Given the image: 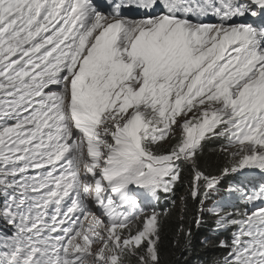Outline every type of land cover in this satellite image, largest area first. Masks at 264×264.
I'll return each instance as SVG.
<instances>
[{
	"label": "snow or ice",
	"instance_id": "1",
	"mask_svg": "<svg viewBox=\"0 0 264 264\" xmlns=\"http://www.w3.org/2000/svg\"><path fill=\"white\" fill-rule=\"evenodd\" d=\"M184 166L209 264H264V0H0V264H161Z\"/></svg>",
	"mask_w": 264,
	"mask_h": 264
},
{
	"label": "trees",
	"instance_id": "2",
	"mask_svg": "<svg viewBox=\"0 0 264 264\" xmlns=\"http://www.w3.org/2000/svg\"><path fill=\"white\" fill-rule=\"evenodd\" d=\"M223 143L219 140H210L204 144L203 153L198 161L199 166L207 172L213 174L226 162L224 157L216 151L219 145ZM192 177V170L184 166L183 183L176 186L175 194L170 196L161 195L158 202H152L157 211L167 212L162 217V229L160 240V260L161 264H209L214 257L221 254V249L215 247L219 239L230 238L231 233L235 229H229L224 233L213 231V219L205 216V222L197 227L190 222L196 215L197 205L191 197L186 201H182L181 197L187 196L188 182ZM232 182L230 177L221 185V190ZM171 208V209H170ZM183 223L185 227L191 226L192 238L191 243L187 244L183 234L178 235V229ZM177 240L179 243L177 244ZM207 240L209 246H205L203 241ZM215 249V250H214ZM133 264L135 262L133 261Z\"/></svg>",
	"mask_w": 264,
	"mask_h": 264
},
{
	"label": "bare ground",
	"instance_id": "3",
	"mask_svg": "<svg viewBox=\"0 0 264 264\" xmlns=\"http://www.w3.org/2000/svg\"><path fill=\"white\" fill-rule=\"evenodd\" d=\"M126 15H130V16H133V17H135V16H138L139 15V13L136 11V10H128V11H126V13H125ZM171 209V208H170ZM215 250V249H214ZM207 263H209V262H207Z\"/></svg>",
	"mask_w": 264,
	"mask_h": 264
},
{
	"label": "rangeland",
	"instance_id": "4",
	"mask_svg": "<svg viewBox=\"0 0 264 264\" xmlns=\"http://www.w3.org/2000/svg\"><path fill=\"white\" fill-rule=\"evenodd\" d=\"M258 206H264V205H260L259 202H257Z\"/></svg>",
	"mask_w": 264,
	"mask_h": 264
}]
</instances>
